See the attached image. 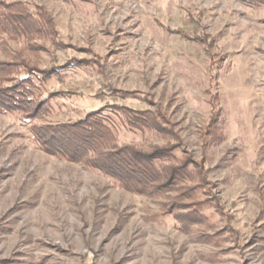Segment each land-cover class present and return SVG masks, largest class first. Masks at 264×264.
Here are the masks:
<instances>
[{
  "label": "rangeland",
  "instance_id": "374dc122",
  "mask_svg": "<svg viewBox=\"0 0 264 264\" xmlns=\"http://www.w3.org/2000/svg\"><path fill=\"white\" fill-rule=\"evenodd\" d=\"M1 3L45 8L61 46L38 41L29 54L0 41V62L21 51L39 69L89 63L48 84L41 95L54 111L47 118L25 124L0 115V264H264V7L239 0ZM180 31L204 37L209 51ZM105 105L160 108L164 127L181 138L180 159L202 163L204 181L184 183L181 191H195L176 209L167 206L173 193L128 192L31 139L32 126L74 122ZM212 109L218 143L205 136Z\"/></svg>",
  "mask_w": 264,
  "mask_h": 264
},
{
  "label": "trees",
  "instance_id": "16d2710c",
  "mask_svg": "<svg viewBox=\"0 0 264 264\" xmlns=\"http://www.w3.org/2000/svg\"><path fill=\"white\" fill-rule=\"evenodd\" d=\"M239 1L253 7H264V0ZM179 33L188 40L205 44L209 51L210 43L204 37L191 39L185 32ZM45 40H50L53 46L56 43L61 46L45 8L37 6L32 11L21 4H0L2 43L11 41L23 46L26 53L36 54L34 43ZM88 63L71 59L61 66L39 69L31 65L30 57L23 58L21 51H18L11 61L0 62V115H17L25 124L47 118L54 111L49 103L50 98L41 95L47 91L48 84H62L69 71L86 67ZM116 92L124 97L139 96L135 92ZM143 99L146 100L145 97ZM215 113L212 109L213 127L205 133L212 143L223 140L216 125ZM163 123L160 108L152 112L122 105H105L77 121L32 126L30 132L33 143L42 152L96 171L118 188L151 197L173 193L167 206L174 204L176 209V200L195 191L193 187L189 191H181V186L187 182H197L198 186L205 179L204 169L202 163L193 164L180 159L177 150L181 138L168 123V129ZM121 132L140 136L141 141H120L118 133ZM157 140L166 142L164 145L153 144L152 141ZM198 210L194 211L196 216L200 214Z\"/></svg>",
  "mask_w": 264,
  "mask_h": 264
}]
</instances>
